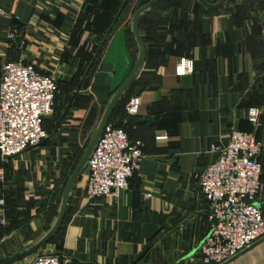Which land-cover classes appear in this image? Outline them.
<instances>
[{
	"label": "crops",
	"instance_id": "crops-1",
	"mask_svg": "<svg viewBox=\"0 0 264 264\" xmlns=\"http://www.w3.org/2000/svg\"><path fill=\"white\" fill-rule=\"evenodd\" d=\"M128 1L0 0V64L22 55L57 78L55 104L64 100L68 109L57 133L95 126L132 67L137 44L128 33ZM138 28L144 59L109 121L142 142L140 166L118 195L92 199L83 171L61 227L29 255L57 253L61 264H215L198 252L210 228L199 174L216 155L211 145L225 144L232 129L250 131L262 144L255 202L264 210V0H223L216 8L159 0ZM182 56L193 70L177 74ZM134 95L140 103L130 115L125 104ZM250 108L258 110L256 121ZM66 148L46 140L2 163L0 254L27 247L50 226L65 184ZM29 255L9 264H27ZM263 259L264 236L222 264Z\"/></svg>",
	"mask_w": 264,
	"mask_h": 264
},
{
	"label": "built area",
	"instance_id": "built-area-1",
	"mask_svg": "<svg viewBox=\"0 0 264 264\" xmlns=\"http://www.w3.org/2000/svg\"><path fill=\"white\" fill-rule=\"evenodd\" d=\"M14 33H10L13 37ZM21 48V43L18 45ZM193 70L190 57H179L175 72ZM57 78L39 71L24 59L4 60L0 64V178L2 163L47 138L45 116L52 111ZM140 99L134 95L125 104L128 114L138 112ZM249 119L256 121L258 110L250 108ZM157 139H162L157 136ZM262 144L250 131L232 129L225 144H212L216 152L199 174L202 196L208 204L209 231L198 246L204 263L222 264L264 236V210L255 200L262 190L263 166L258 159ZM142 142L131 139L127 131L108 121L91 152L85 170L88 199L112 195L129 185V178L143 158ZM4 198L0 197V207ZM6 220L0 215V224ZM27 264H61L53 252H38Z\"/></svg>",
	"mask_w": 264,
	"mask_h": 264
},
{
	"label": "water",
	"instance_id": "water-1",
	"mask_svg": "<svg viewBox=\"0 0 264 264\" xmlns=\"http://www.w3.org/2000/svg\"><path fill=\"white\" fill-rule=\"evenodd\" d=\"M159 0H148L142 5L138 6L131 17L130 20V29L133 33V37L136 41L137 44V55L135 58V61L130 68L129 72L127 75L123 78V80L119 83V85L114 89L112 94L110 95L109 99L105 103V106L103 108V111L95 124L90 137L87 141V144L85 145L82 154L80 156V159L75 166L74 170L72 173L68 176L67 180L65 181V184L63 186L61 195H60V200H59V205L57 208V213L56 216L54 217L53 221L51 222L50 226L45 230V232L37 239L35 240L32 244L28 245L25 248H22L21 250L15 251L12 254H0V264H9L12 263L16 260H19L33 252H35L39 247H41L44 243L48 242L50 239L53 238V236L56 234V232L59 230L61 227L65 212H66V207L70 198V195L73 191L74 185L77 183V181L80 178L81 173L86 167L88 158L95 148L101 134L103 131L104 126L106 123L109 121V118L111 116V113L126 91L127 87L137 74L139 68L142 65L144 55H145V47H144V42L140 36L139 33V28H138V22H139V17L140 15L147 9H149L153 4L158 2ZM199 3H201L203 6L207 8H216L218 7L223 0H216L215 2H210L208 0H197ZM13 21L17 24H19V20L13 18ZM72 95H67L66 99L70 102L72 99ZM46 138L42 139L37 145L45 144ZM257 264H264V259L258 262Z\"/></svg>",
	"mask_w": 264,
	"mask_h": 264
},
{
	"label": "rangeland",
	"instance_id": "rangeland-1",
	"mask_svg": "<svg viewBox=\"0 0 264 264\" xmlns=\"http://www.w3.org/2000/svg\"><path fill=\"white\" fill-rule=\"evenodd\" d=\"M146 1L148 0H129L128 1L129 3L128 7H129V12H130L129 20L131 19L134 10L138 6L145 3ZM168 1L172 3L174 2L175 4L177 3L180 4L184 2L185 0H168ZM128 33L130 36H132L130 27L128 29ZM66 104L67 103L64 100L62 102V105H57L54 103L52 111L46 115L45 122H44V125L48 130V136L46 140H48L49 142H53V143L59 142L60 144L67 147L64 159H62L61 161L62 166L66 168L63 182L67 180L68 176L72 173L75 166L77 165L80 159V156L82 154V151L85 145L87 144L90 134L94 128V124H90V126L89 124H87L84 126V130L82 131V133L80 132L79 134H77L75 129H70L69 131H66L65 133L63 132L57 133L56 130L58 129L59 125L63 126V124H61L63 123V120H60V119L68 111V109L64 111L66 108L65 106ZM83 171H85V169ZM35 254L36 253L29 255L28 259L30 260V258L34 256Z\"/></svg>",
	"mask_w": 264,
	"mask_h": 264
},
{
	"label": "trees",
	"instance_id": "trees-1",
	"mask_svg": "<svg viewBox=\"0 0 264 264\" xmlns=\"http://www.w3.org/2000/svg\"><path fill=\"white\" fill-rule=\"evenodd\" d=\"M126 112V111H125ZM127 113V112H126ZM128 114V113H127ZM130 115H132V114H130ZM115 124V123H114ZM116 125H118V124H116ZM119 126H122V125H119ZM123 127V126H122ZM124 128V127H123ZM130 137V136H129ZM132 139V138H131Z\"/></svg>",
	"mask_w": 264,
	"mask_h": 264
}]
</instances>
